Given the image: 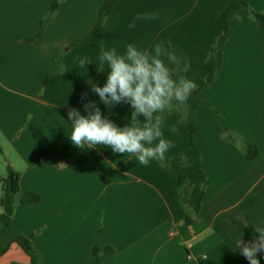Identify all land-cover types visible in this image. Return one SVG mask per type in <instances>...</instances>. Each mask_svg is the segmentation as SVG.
I'll return each instance as SVG.
<instances>
[{
	"label": "crops",
	"instance_id": "0c3cea01",
	"mask_svg": "<svg viewBox=\"0 0 264 264\" xmlns=\"http://www.w3.org/2000/svg\"><path fill=\"white\" fill-rule=\"evenodd\" d=\"M236 1L121 0L102 40L94 41L87 36L106 0H63L45 35L29 41L40 32L51 0H0V179L9 165L21 175V190L40 196L37 204L18 206L13 217L17 235H34L39 264H92L96 245L113 250L103 264H249L233 248L241 236L254 239L247 226H264V30L250 14L264 13V0H247L249 7L229 21L219 74L199 93L205 102L196 110V139L210 184L192 225L170 197L177 171L161 160L143 166L103 145L81 149L68 137L69 109L87 115L89 101L119 127L130 121L129 103L108 107L92 90L107 80V65L98 60L102 48L123 52L129 43L151 49L171 41L190 64L179 74L205 78L221 36L217 20ZM154 12L159 19L128 27L138 13ZM78 57L92 64L82 67ZM219 116L258 148V158L248 160L225 141ZM163 122L164 138L175 145L165 158L187 153L191 143L180 112H169ZM257 258L264 264V252ZM0 264H30L1 225Z\"/></svg>",
	"mask_w": 264,
	"mask_h": 264
},
{
	"label": "clouds",
	"instance_id": "9594fccd",
	"mask_svg": "<svg viewBox=\"0 0 264 264\" xmlns=\"http://www.w3.org/2000/svg\"><path fill=\"white\" fill-rule=\"evenodd\" d=\"M159 19V13H138L128 24L135 28L139 20ZM177 46L171 41H158L151 49L140 48L129 43L123 52L113 47L101 49L98 56L101 66L107 65V80L103 87L92 84V90L108 107L119 103H129L132 109L130 121L123 127L105 118L94 102L85 105L87 115L79 109L70 108L68 120L71 133L68 136L78 148L92 149L103 145L114 153L135 156L139 164L148 166L153 160H163L165 154L175 145L164 138L163 118L175 101L185 104L190 98L195 84L179 73L190 69L185 55H177ZM80 66L92 64L87 57L77 58ZM169 65L175 66V68ZM83 99V97H82ZM143 117V120L139 117ZM169 131H179L172 125ZM254 239L245 242L241 237L235 241L233 250L249 264H260L258 253L264 252V226L255 225Z\"/></svg>",
	"mask_w": 264,
	"mask_h": 264
},
{
	"label": "trees",
	"instance_id": "16d2710c",
	"mask_svg": "<svg viewBox=\"0 0 264 264\" xmlns=\"http://www.w3.org/2000/svg\"><path fill=\"white\" fill-rule=\"evenodd\" d=\"M63 0H51L48 14L42 19L41 30L29 41L41 39L51 22L59 12ZM121 0H106L98 22L93 31L87 36L88 39L94 41L102 40V32L105 22L109 17L113 7ZM249 7L247 0H238L227 8L217 20V26L221 30V36L216 40L212 49V53L207 63V74L205 78L188 79L195 84V89L185 104H177L175 101L172 106L162 114V118L171 111H178L182 115L183 121L187 125V134L191 143V147L184 155L164 158L161 160L163 166L168 170L178 172V183L170 191V197L175 204L177 210L184 216L185 223L192 225L197 215L200 214L205 191L210 184L209 176L206 174L202 165V152L199 149L196 139L197 133V116L196 110L198 106L205 101L199 97V93L208 87L218 76L223 63L225 47L229 37L231 36V28L229 21L235 18L237 11L242 7ZM251 18L264 30V13L250 9ZM222 123L224 120L219 116ZM224 139L229 144L243 152L248 160H255L259 156L256 146L250 145L240 139L239 136L232 133L225 125ZM1 153V150H0ZM21 175L7 166L6 178L0 179L2 184L0 225L3 231L9 236L11 243L20 247L30 258V264H39V256L32 245V238L17 235L13 229V217L16 208L20 205H34L39 203L40 196L33 192H24L20 187ZM253 226L246 227V233L249 237L254 238L258 233H254ZM113 254L111 248L101 251L98 245L93 248L92 264H103Z\"/></svg>",
	"mask_w": 264,
	"mask_h": 264
},
{
	"label": "rangeland",
	"instance_id": "374dc122",
	"mask_svg": "<svg viewBox=\"0 0 264 264\" xmlns=\"http://www.w3.org/2000/svg\"><path fill=\"white\" fill-rule=\"evenodd\" d=\"M0 157H2L3 159H4V156L1 154V156ZM1 158V159H2ZM6 176H7V172L5 173V176H4V178H6ZM2 184H0V200H1V197H2ZM1 202V201H0ZM0 207H1V203H0ZM0 210H1V208H0Z\"/></svg>",
	"mask_w": 264,
	"mask_h": 264
}]
</instances>
